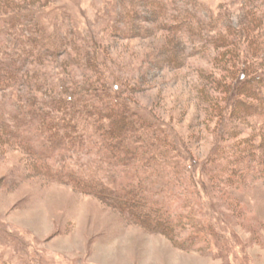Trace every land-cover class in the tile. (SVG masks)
I'll use <instances>...</instances> for the list:
<instances>
[{
	"label": "rangeland",
	"instance_id": "1",
	"mask_svg": "<svg viewBox=\"0 0 264 264\" xmlns=\"http://www.w3.org/2000/svg\"><path fill=\"white\" fill-rule=\"evenodd\" d=\"M19 12L49 49L18 43L29 58L0 85V264H264V0H0V40ZM74 87L126 110L116 129L136 111L137 137L158 126L168 220L59 174L77 157L48 164L9 131L31 99L59 104Z\"/></svg>",
	"mask_w": 264,
	"mask_h": 264
},
{
	"label": "trees",
	"instance_id": "2",
	"mask_svg": "<svg viewBox=\"0 0 264 264\" xmlns=\"http://www.w3.org/2000/svg\"><path fill=\"white\" fill-rule=\"evenodd\" d=\"M24 15V12H19L17 15L10 16V21L7 24L4 23L2 28L5 34V37L0 40L2 44L0 45V85L2 87H7L11 81L18 80L20 66L25 65L29 58L26 56L27 52L26 54L16 52L18 43L26 48L36 47V42L43 44L47 37V34L43 32V24L37 18L35 20V17L34 24L22 28L21 21ZM27 29L36 30L38 39L32 41L30 32H26ZM230 32L232 33L229 30L228 35L233 36ZM57 44H59L58 41ZM46 49L49 48L43 44L41 51L44 52ZM248 76L247 72H243L241 78L247 79ZM117 86L120 87V85ZM100 93V91L85 92L83 87H74L59 94L61 99L59 104H51L50 97L43 102L31 99L30 107L16 114V125L8 120L5 124L11 133L28 141L29 146L48 164L52 162V158L58 157L57 155L65 158L69 155L77 157L78 162L75 163L63 160V165H59V174L76 180L82 186H91L123 205L141 200L145 207L158 215L160 221L168 220L169 211L156 200L158 186L152 181L154 178L152 173L157 171L155 164H160L161 157L152 156L154 153L152 147L160 143L167 146L169 142L166 140L169 137L165 136L166 142L156 141L158 126L144 130L145 134L137 137L142 131L138 133L134 122L143 123L142 119H144L140 111H136V119L131 121L132 125L116 129V115L122 113L121 117L125 119L126 110L122 112L120 109H113L111 96L106 95L104 99ZM127 107L126 103L122 105V108ZM4 115V112L0 110V116L3 118ZM29 124L34 126L37 124L36 129L31 130V133L29 132L31 126H24ZM26 130L32 136H29ZM36 135L41 137L38 143L34 142L33 137ZM131 137H135V140H131ZM138 145H140L139 150L135 152L134 147ZM163 155L168 158L167 155ZM53 166L50 164L48 167L53 170ZM127 208V214L131 217L142 219L143 216H147L140 214L144 210L141 205ZM159 224L162 223L159 222Z\"/></svg>",
	"mask_w": 264,
	"mask_h": 264
}]
</instances>
